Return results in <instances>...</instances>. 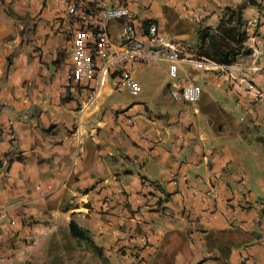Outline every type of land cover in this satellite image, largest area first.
Instances as JSON below:
<instances>
[{"label":"crops","instance_id":"1","mask_svg":"<svg viewBox=\"0 0 264 264\" xmlns=\"http://www.w3.org/2000/svg\"><path fill=\"white\" fill-rule=\"evenodd\" d=\"M85 2L126 4L181 43L243 4L252 54L181 61L176 83L199 84L196 102L169 81L171 104L109 86L81 113L68 0H0V264L65 256L71 219L111 264H264V0Z\"/></svg>","mask_w":264,"mask_h":264},{"label":"built area","instance_id":"2","mask_svg":"<svg viewBox=\"0 0 264 264\" xmlns=\"http://www.w3.org/2000/svg\"><path fill=\"white\" fill-rule=\"evenodd\" d=\"M67 13L71 57L68 82L86 94L81 113L109 86L138 95L136 74L142 65L163 60L169 76L177 80L181 61L205 69L228 66L182 55L181 42L163 34L153 18H139L126 4L103 3L91 8L85 0H68ZM167 89L171 98L187 102L198 101L202 93V87L192 79L169 84ZM9 136L14 139V132ZM25 239L30 240V234Z\"/></svg>","mask_w":264,"mask_h":264},{"label":"trees","instance_id":"3","mask_svg":"<svg viewBox=\"0 0 264 264\" xmlns=\"http://www.w3.org/2000/svg\"><path fill=\"white\" fill-rule=\"evenodd\" d=\"M244 5L225 6L214 27L205 26L196 29V56L217 64L232 65L240 57L247 58L252 49L246 46L249 37L246 20L243 17ZM72 237L76 240L89 241L96 254L104 257L101 248L94 243L86 228L80 226L74 219L68 223Z\"/></svg>","mask_w":264,"mask_h":264},{"label":"rangeland","instance_id":"4","mask_svg":"<svg viewBox=\"0 0 264 264\" xmlns=\"http://www.w3.org/2000/svg\"><path fill=\"white\" fill-rule=\"evenodd\" d=\"M246 14L249 16V13ZM196 29L197 27H194L193 29L189 27L185 32L188 34V39H186V41L182 42L181 44L183 48L182 55L184 56L198 58L195 53ZM167 31L169 33L172 32L170 28H167ZM167 65L168 64L165 61L158 60L151 64L140 66L136 74V79L140 85V93L133 97L143 102L157 100L161 101L162 103L172 102V99L162 91V86H165L166 82L169 81L170 84H173L177 81V79L172 78L171 76L168 77ZM181 66V68L178 66L179 76L184 75L186 70L190 71L187 64H183ZM124 96L128 102L134 99L128 94L126 96V94L123 92L115 93V98L118 100L121 99L123 101ZM73 242H71L68 237L67 239L64 238V243L61 249L65 250V256L62 253H54L51 264H111L107 257H100L96 254L92 244L89 241L75 239Z\"/></svg>","mask_w":264,"mask_h":264}]
</instances>
